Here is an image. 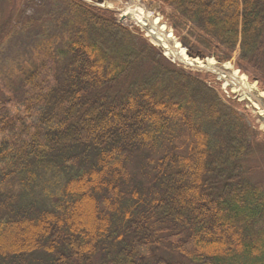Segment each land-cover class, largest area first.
<instances>
[{
    "label": "trees",
    "instance_id": "1",
    "mask_svg": "<svg viewBox=\"0 0 264 264\" xmlns=\"http://www.w3.org/2000/svg\"><path fill=\"white\" fill-rule=\"evenodd\" d=\"M63 1L65 41L0 84V264H264V135L112 11ZM152 1L197 31L191 57L238 50L264 87V0Z\"/></svg>",
    "mask_w": 264,
    "mask_h": 264
},
{
    "label": "rangeland",
    "instance_id": "2",
    "mask_svg": "<svg viewBox=\"0 0 264 264\" xmlns=\"http://www.w3.org/2000/svg\"><path fill=\"white\" fill-rule=\"evenodd\" d=\"M81 1L92 7L112 11L117 22L129 28L131 31L135 28L138 29L142 37L156 49L160 47L155 46L147 37V28L143 29L129 13H126V9L130 6L141 9L152 18H159L160 23L164 25L168 31H171L173 42H177L184 50V53L187 52V55L188 48L180 42V38L185 37L189 40L190 44L194 45L195 38L198 36L197 31L189 24L179 30V36H176L174 30L166 20V14L169 13V9L161 7V5L152 0ZM69 20V13L63 0H0V30L4 25V34L6 35L4 41L0 45V84L7 83V87L10 81H12L10 77L21 70L24 66V62L34 57L35 51L39 46L45 47L49 45L54 50L58 48L68 35L65 28ZM38 49L42 50V48ZM45 49L46 48H44L43 51ZM161 55L177 69L200 75V78L204 79L208 86L213 87L224 101L230 103L234 102L236 107L243 112L248 124L254 132H259L264 135V128L261 127L260 119L250 102L241 98L238 92L234 93L230 85L226 86L225 83L229 81L218 80V76L213 70H208L204 67L208 61H213L216 67L215 69H220L222 71L225 66H229V72L236 71L240 75H243L250 83L256 86L259 93L261 92L264 94V87L258 83L257 80H252L249 75L241 72L236 67L235 61L238 50L232 53L230 59H224L220 62L213 56L205 55L204 58H200L199 56L192 57L193 60H196L203 68L189 66L179 61H173L171 57L164 55L163 50H161ZM187 58L189 61L192 60L191 57L187 56ZM225 70L227 73V69ZM6 87L4 89H6ZM4 94L5 92L0 85V100H4ZM258 138V140H261V137L258 136ZM259 151L260 154L258 152L255 156H252L253 165H259L260 162H263L264 165V146L262 144ZM258 178L261 179V176H258Z\"/></svg>",
    "mask_w": 264,
    "mask_h": 264
},
{
    "label": "bare ground",
    "instance_id": "3",
    "mask_svg": "<svg viewBox=\"0 0 264 264\" xmlns=\"http://www.w3.org/2000/svg\"><path fill=\"white\" fill-rule=\"evenodd\" d=\"M126 13H129L143 29L147 28V37L155 46L162 48L165 56L171 57L173 61H179L189 66L203 68L196 60H188L184 50L177 42H173L171 31H168L166 27L160 23L159 18H152L149 14L134 6H130L126 9ZM204 67L205 69L213 70L220 80L229 81L225 83V85H230L234 93L238 92L241 98L250 102L260 119L261 127L264 128V94L261 92L259 93L256 86L250 83L243 75H240L236 71H231L232 73L229 72V66H225L222 71L220 69H215L216 67L213 61H208ZM225 69H227V73Z\"/></svg>",
    "mask_w": 264,
    "mask_h": 264
}]
</instances>
